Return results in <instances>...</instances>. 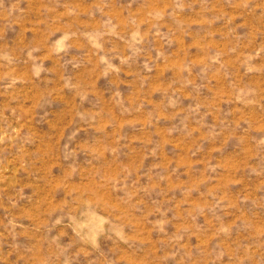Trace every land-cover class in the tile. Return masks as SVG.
Instances as JSON below:
<instances>
[{"label":"rangeland","instance_id":"rangeland-1","mask_svg":"<svg viewBox=\"0 0 264 264\" xmlns=\"http://www.w3.org/2000/svg\"><path fill=\"white\" fill-rule=\"evenodd\" d=\"M0 264H264V0H0Z\"/></svg>","mask_w":264,"mask_h":264}]
</instances>
